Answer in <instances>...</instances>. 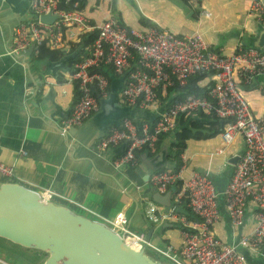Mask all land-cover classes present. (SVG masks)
<instances>
[{"label":"built area","instance_id":"built-area-1","mask_svg":"<svg viewBox=\"0 0 264 264\" xmlns=\"http://www.w3.org/2000/svg\"><path fill=\"white\" fill-rule=\"evenodd\" d=\"M69 2L63 0L64 4ZM59 3L61 0H29L32 17L11 28L12 47L7 54L14 60H24L29 51L38 54V48L45 42L53 48L60 47L66 30H74L78 35L98 31L88 47L89 54L75 62L69 74L78 86V98L63 121L62 132L81 125L99 110L100 99L109 95V79L98 68L109 65L123 78L119 92L122 101L141 108L157 103V90L165 96L168 87L174 84L184 87L192 74L212 72L208 98L193 94L174 96L159 109L152 122L134 121L125 116L120 126H112L94 149L101 153L124 145L123 152L111 162L115 168L133 165L139 151L154 153L159 137L175 130L180 114L202 111L225 119L220 133L222 147L230 145L236 135L244 140L241 157L233 165L221 193L209 173L189 170L185 175L186 160L182 154L177 170L164 169L151 174V185L161 193L180 183L179 190L174 193V189L171 194L175 204L186 200L190 218L180 214L173 203L164 213H156L151 205L145 211V216L153 222L171 220L178 224V247L159 246L146 239L144 233H134L122 212L113 217L93 213L95 220L122 235L136 249H144L170 264H249L242 249L264 258V113L260 116L253 113L237 83V77L244 84L252 83L258 76L264 77V48L239 45L235 51L222 54L209 47L198 30L177 35L157 25L138 29L121 25L114 17L95 25L89 23L83 9L77 8L78 1L72 3L70 10L59 8ZM247 10L264 28V0H248ZM203 11L201 15L212 16ZM46 13L56 16L52 23L40 20ZM215 152L222 153L223 148ZM13 173V164L0 161V178L11 177ZM37 192L45 201L57 196L52 189ZM218 196L222 199L221 206ZM221 211L228 217L231 228L239 229L248 220L252 229L239 234L236 241L219 237L216 226ZM0 264L12 263L0 257Z\"/></svg>","mask_w":264,"mask_h":264},{"label":"crops","instance_id":"crops-1","mask_svg":"<svg viewBox=\"0 0 264 264\" xmlns=\"http://www.w3.org/2000/svg\"><path fill=\"white\" fill-rule=\"evenodd\" d=\"M95 1L88 0L85 6L90 24L98 25L108 17L115 18L112 12V7L118 9L115 0H100L98 8L91 11L90 7ZM194 2L196 8L190 11L189 16L195 13L197 17L200 15L196 19L198 23L203 18L209 19L208 16L200 14L203 10L199 8V2L195 0ZM247 3L248 0H244L243 14L240 11L235 12V20L246 30V34L237 31L233 33L235 38L231 34L221 42V38L210 34L212 25H208L206 32L210 41L206 43L209 47L222 54H228L235 51L239 45L249 46L251 39L257 35L261 26L248 12ZM189 16L187 14V17ZM31 17L29 0H0L2 34L0 39V161L14 165L13 175L1 177L0 182H18L36 191L44 188L52 189L57 193L52 200L76 210L75 212L81 211V214L90 215L92 219L96 218L94 214L113 217L116 213L122 212L128 219V227L134 233L145 235L149 229H152L149 238L151 240V238H158L167 229L166 237L162 238L161 244L157 245L172 244L178 247L180 234L174 221H165L169 225L162 227L163 221L153 222L145 216V211L150 205L154 206L156 213H164L169 208L163 206L165 207L163 210L152 200L151 195L157 189L149 181L152 173L167 168L162 167L151 171L149 162L152 156L147 150L138 153L133 165L115 168L111 162L122 153L121 145L101 153H96L94 149L96 142L112 126H116L111 121L118 119L120 122L123 118L120 116L122 107L127 106L119 96L123 78L114 73L111 66L103 65V71L109 78V95L101 99L111 98L106 121L102 116L94 118L98 110L81 125L62 132L63 121L78 98V87L69 78L71 71L67 63L73 56L52 60L48 55L39 58L37 54L29 51L24 60H14L7 54L12 47L11 28L20 22L29 21ZM120 18L123 24L135 28L122 16ZM142 19L146 27L153 24L150 18ZM175 28L177 35H184L192 33L194 29V31L198 30L199 25L190 29L178 23ZM78 41V34L69 29L65 31L63 44L60 47L66 43ZM52 48L50 46L49 49ZM61 60L63 62H60ZM208 81L210 80L205 78L199 84L205 85ZM117 82L119 84L117 96L113 101L110 96L111 85ZM237 83L238 89L247 99L253 113L257 116L264 113V77L258 76L250 84H244L242 79L237 77ZM174 95L163 101L157 99V103L148 104L142 108L128 106L137 109L134 119L140 122H152L157 118L159 109L165 107ZM220 133L208 139L188 140L182 156L186 160L185 175L189 170L207 172L215 180L217 188L223 189L233 170L230 168L232 166H229V158L236 153H242L244 140L236 135L230 145L222 147ZM168 142L169 138L160 141L154 155ZM218 148H223V152L216 153L215 150ZM170 157L167 155V158L171 159ZM172 197L173 194H171V201ZM221 213V220L216 226L219 237L227 241H236L239 234L252 229V223L248 220L239 229L231 228L228 217L223 211ZM145 218L154 223L153 226L148 225ZM174 228L178 230V236L172 230ZM1 247L10 249L11 256H18L20 264H41L46 258L44 253L13 244L3 238H0V253ZM242 250L249 264H264V258L249 253L246 249ZM11 256L9 255L10 259H12ZM1 258L15 264L14 260L11 262Z\"/></svg>","mask_w":264,"mask_h":264},{"label":"water","instance_id":"water-1","mask_svg":"<svg viewBox=\"0 0 264 264\" xmlns=\"http://www.w3.org/2000/svg\"><path fill=\"white\" fill-rule=\"evenodd\" d=\"M55 18L50 13L40 16V20L45 23H52ZM1 36L0 30V39ZM249 46L264 48V28H260ZM118 85V82L111 85L110 96L113 101L117 96ZM110 99H100L95 119L102 116L106 121ZM122 108L120 116H129L137 121L134 119L137 109L128 105ZM111 123L116 126L121 124L118 119ZM222 123L223 120H220ZM167 145L150 159L151 171L172 167L173 161L167 155L172 156L173 153ZM121 148L123 152L124 145ZM241 154L239 152L230 157L229 166H233ZM173 190L174 187L164 194L154 190L151 198L159 205L170 207ZM165 225L169 224L163 221L162 227ZM152 231L149 229L145 234L146 239L150 238ZM0 238L44 253L46 258L41 264H166L144 249L129 246L122 235L97 220L53 200L45 201L36 190L12 181L0 182Z\"/></svg>","mask_w":264,"mask_h":264},{"label":"trees","instance_id":"trees-1","mask_svg":"<svg viewBox=\"0 0 264 264\" xmlns=\"http://www.w3.org/2000/svg\"><path fill=\"white\" fill-rule=\"evenodd\" d=\"M74 1H78V7H77L78 9L84 8L88 3V0H70L69 3L64 4L63 0H61V3H59V8L65 9V10H70V9H72V3ZM100 3H101L100 0H96L95 3L90 7V10L93 11V10L97 9L98 6L100 5ZM192 16L197 18L196 13L193 14ZM120 17L121 16L119 13L115 14V19L117 20V22H119L121 25H125L122 23ZM139 20L142 24L145 23L142 18ZM97 34H98L97 30L86 31V32L78 35L79 41L77 43H72V42L66 43L62 47H59V48L49 49L50 46L45 42L42 45H40V47L38 48V54L37 55L39 58H43L45 55H48L49 59H52V60H59L63 57H68V56L72 55L73 57L67 61L68 66L70 68V71H72L75 62H77L78 60H80L81 58H83L89 54L88 53V47L93 42V40L96 38ZM241 46L245 47V45H241ZM132 64L134 65V61L132 62ZM98 69L105 74L102 66H100ZM211 74H212V72H206L204 74H202V73L192 74L189 77V79H188V81L184 87H179L177 84H174L172 87H168L166 90L165 96L162 95V91L159 89V90H157V99L159 101L167 100V99H169V97L172 94H175L174 95L175 97H183V96L188 95V94H193L195 96L208 98L207 92L211 86V80L209 79ZM205 78H208L210 81H208V83L205 85H200L199 82ZM170 101L171 100H169V102ZM169 102H167V104H169ZM220 120H223L222 124H220ZM225 122H226L225 119H221L219 117H216V116H214V114L203 113L202 111H196V112H193V113L188 114V115L180 114L177 117V127L175 128V130L171 133L161 135L159 137V141L157 142V146H158L160 141H162L164 138H169L170 152L173 153V155L170 158L173 161V165H172V167L167 168V169L177 170L180 167V165H181L180 155L185 151V149L187 147V141L188 140H190V139L201 140V139H208V138L214 137L217 134H219L220 132H222ZM138 153H137V155H138ZM154 153H148V154L150 156H153ZM230 168L232 169L233 166ZM214 182H215V180H214ZM179 185H180V183L175 184L174 193H176L179 190ZM215 185H216V182H215ZM216 189L219 193H221L223 190V189H218L217 185H216ZM218 200H219V204L221 206L222 205L221 196H218ZM172 201H173L172 203H173L174 207H176V210L180 214H185L187 218L191 217V215L189 213V209L186 207V200L185 199H183V201L180 204H178V203L175 204L174 203V195H173ZM153 224L154 223H152V226H153ZM176 226L178 227V224H176Z\"/></svg>","mask_w":264,"mask_h":264},{"label":"rangeland","instance_id":"rangeland-1","mask_svg":"<svg viewBox=\"0 0 264 264\" xmlns=\"http://www.w3.org/2000/svg\"><path fill=\"white\" fill-rule=\"evenodd\" d=\"M109 1V0H108ZM199 2V8L210 13V18H203L200 23L196 21L197 18L194 16L187 17L190 11L195 10L194 0H115V5L118 9L112 7V12L114 14L119 13L128 24H131L135 28L144 29L146 26L139 22V19H151V25H161L171 32H177L175 28L176 24H181L187 28L194 29L199 25L198 31L202 33V36L206 42H209V36L207 35L206 29L208 25L211 26L210 34L214 37L221 38V42L227 38L229 35H233L234 32L242 31L246 34V30L240 26V24L235 20L236 11H240L241 14L245 12L244 0H195ZM213 1V2H211ZM235 1V2H234ZM111 2V1H110ZM152 3V5H150ZM84 12L87 13L84 7ZM98 14V13H96ZM215 15V17H214ZM222 20V22H221ZM127 26V25H126ZM128 27V26H127ZM195 30V29H194ZM193 30V31H194ZM192 31V32H193ZM233 38L235 36L233 35ZM163 210L165 207L159 205ZM144 210V208H143ZM81 211H78L80 213ZM88 217L90 215L85 214ZM145 222L148 225H152V222L145 218ZM177 227V226H176ZM178 228V227H177ZM165 229L158 238H151V242L156 244H161V239L166 237ZM175 235L178 236V230L176 228L172 229ZM1 247L0 256L8 259L14 260L15 264H20L18 261V256H11L10 249H3ZM14 249V248H12ZM9 255L12 259L9 258ZM166 264H170L164 258L156 257ZM21 261V260H20ZM12 262V261H11Z\"/></svg>","mask_w":264,"mask_h":264},{"label":"bare ground","instance_id":"bare-ground-1","mask_svg":"<svg viewBox=\"0 0 264 264\" xmlns=\"http://www.w3.org/2000/svg\"><path fill=\"white\" fill-rule=\"evenodd\" d=\"M126 243H127L129 246L135 248V247L133 246V244H132L130 241H126ZM135 249H136V248H135Z\"/></svg>","mask_w":264,"mask_h":264}]
</instances>
